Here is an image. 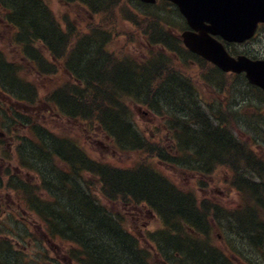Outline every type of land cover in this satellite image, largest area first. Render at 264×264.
<instances>
[{
    "label": "rangeland",
    "instance_id": "rangeland-1",
    "mask_svg": "<svg viewBox=\"0 0 264 264\" xmlns=\"http://www.w3.org/2000/svg\"><path fill=\"white\" fill-rule=\"evenodd\" d=\"M93 5L96 6L99 13L103 14L106 19H108V24L110 22L116 21L115 25H107L103 26L100 25L97 27L98 31H95L94 34L91 36L94 38V40L88 39L87 42V51L86 54L82 56L81 59H83V62H86L87 60H97L99 62L98 67L102 68V70H109L113 66L117 64V60L115 58L122 57L123 53H121L120 50H128L131 57H134L136 59H140L141 57L145 56V49L148 45L146 41V37L141 33V31L137 28V26L130 21L123 20V19H129L134 17V11H140L141 7L138 2L135 0H131V3L129 6L126 7H120L116 10L112 11V13H107L105 9H107V2H116V1H123V0H91ZM128 1V0H124ZM32 0H7V3L11 5L15 13L17 14V11H20L18 17V21L21 20L22 24V31L26 33V25L28 23V18H36V11L34 4L32 3ZM47 4L55 13L56 17L59 18L64 13H66L67 19L72 26V30L75 32H83V30H86L84 26L88 23V16H86L83 8L80 7L77 4H66L64 0H46ZM44 3V2H43ZM126 3V2H125ZM82 8V9H81ZM153 8V7H152ZM145 10V16L142 21V28L150 34L155 40H164V24L166 23L169 25V27H166L169 31L172 30L173 24L178 25L180 22H182V18L178 15H175L172 12H160L161 17H150L147 18L146 14H148L149 8H143ZM154 10H158L156 8H153ZM152 13V12H151ZM22 14V15H21ZM52 20V19H51ZM138 20V18H137ZM142 20V18H141ZM61 21V20H60ZM20 23V22H19ZM62 25L65 26L64 21H61ZM38 26H41L39 24ZM32 29V26H31ZM53 29L56 31V35L61 36L59 32H62L56 29L55 26H53ZM8 27L6 25L0 26V48H2L5 56H7L9 59L15 60L18 59L17 56H19V53L17 52V48L12 45V43L9 42L7 39L8 35ZM139 30V33L138 31ZM89 32V31H88ZM87 32V34H88ZM99 34V35H98ZM69 40L73 41V35L69 34L67 36ZM104 37H107L106 39ZM96 40V41H95ZM103 40L108 41V45L104 48L101 46V43ZM126 40H130L127 42ZM264 41V40H263ZM74 42V41H73ZM96 42V43H95ZM28 45L31 46V42H28ZM129 45V46H127ZM170 46H173L174 44L169 42ZM101 46V47H100ZM111 46V47H109ZM69 52L72 51V44L69 42ZM120 49V50H119ZM89 50H93L94 53L89 52ZM157 50V49H156ZM257 51V49H256ZM259 53L264 52V43L258 48ZM46 56L50 58V55L45 53ZM113 55H115L113 58ZM124 60L126 57H122ZM164 59V60H163ZM161 61H159V64L161 66V74L156 71L153 68H147L145 71L142 69L136 68V77H144L146 82L142 84V86H145L143 89H141L139 86H136L131 90V92H127V90H124L122 88H113L108 82L105 81L104 77L101 78L103 82H98V80L93 81V75L90 74L85 70V78H87L88 82L92 85H90L91 94L89 95H81L84 98H81L80 100L86 103L87 105L91 106L95 111L101 110L103 107L106 109L110 108H119L121 110V113L117 114L120 115L119 119V126H122L120 129L122 138L124 140H132L133 142H137L138 145H143L142 138L149 143L145 138L150 140L160 139L164 138L163 134V127L162 123L159 119H157L155 116H153L150 112H145L146 108L144 106L136 105L135 102H129L130 106L132 107V112L127 113L125 107L123 106V103L126 102L128 99H133L137 103L147 102L149 104L153 102V104L158 107L159 111L162 113L172 114L173 117H176L181 122H184V124L189 128L193 127V120L199 121L200 123L206 122L207 118L210 119V122L213 121L214 117H218V115H222L226 117V119L229 121L227 127L231 125H236V127L243 128V130H240L244 133V135H252L253 137H257L256 133L258 132L259 138H263L264 140V134L263 136L259 133V131H264V126L262 128H256L258 125L257 119L254 117V113L250 114L248 111H246L247 115H245L243 110V104L244 102L251 103V101H254V103L257 106H259V99L261 96L256 95L254 93L249 92L246 89V84L241 81L239 78H232L229 75H224L220 73V80L218 83L225 84L224 89L228 91L231 97V101L227 108L225 110H221L220 114L217 113V109H219L218 106L214 105V107H204L202 102H197L195 100V97H190V94L193 93L192 89L188 87V85L182 81L178 76L177 73H175L170 66L168 65L171 60H168L166 58H163ZM105 60V61H103ZM0 68L3 70L2 65H0ZM185 68V67H184ZM80 71L82 67L79 68ZM186 69V68H185ZM6 74H9L8 72H5ZM24 77L27 80H33V77L24 74ZM59 74H57L54 78L51 77L52 81H55L59 78ZM44 80H47L46 77L37 78V87H44ZM167 81H170L169 84ZM168 84L166 85L165 84ZM183 83L184 85L181 88H172L173 83ZM164 83V84H163ZM13 86H17L14 83H12ZM22 85V84H21ZM114 85V84H113ZM23 86V85H22ZM198 90L201 94L202 90V84H198ZM15 90H20V88H15ZM42 91L40 90V93ZM42 94V93H41ZM40 94V95H41ZM43 96L39 97L37 101L34 102L36 107L25 109L22 107V104L27 105V103H21L18 101H14L13 98L4 97L0 95V99L6 100L5 107L1 108L5 113L2 118L0 116V119H4L5 117L11 116V120L14 123L13 130L8 131V138H4L3 144H0V153L4 154L6 163L4 165L11 166L12 168H15V166L18 163V158H16L17 155H14L13 147L16 141L24 135H27V131H23V129L20 127V124L17 122L19 119H21V115H26L27 117L32 120V122H37V120H45L48 127L55 128L56 131L59 132V129L57 128L59 126L61 132L64 135H69L72 138H75L78 140V143L85 149L84 151L90 158H97L100 160L110 161V162H117V161H123L124 163L127 162L128 157L127 155H123L122 157H116V151L114 147L106 140V138L100 134L97 130L93 132H86L83 128V125L81 123L77 122H68L62 118H60L57 114L52 113L47 115L46 113H42L39 110V106L44 101ZM154 100L151 102V100ZM251 100V101H250ZM45 102V101H44ZM91 103V105H90ZM240 104H242L240 106ZM153 105V106H154ZM251 105V104H250ZM264 106V104H262ZM20 106V107H17ZM75 106V104H74ZM73 106V107H74ZM152 106V107H153ZM225 106V107H226ZM0 109V110H1ZM30 110V112H29ZM80 110H84L83 107L80 108ZM79 110V111H80ZM15 112V114H14ZM94 111H91L90 113L93 114ZM198 115V117H197ZM13 116V117H12ZM171 116V115H168ZM252 116V118L250 117ZM105 120L109 119L110 117H107L106 114H104ZM176 119V121H178ZM16 120V121H15ZM179 121V122H180ZM243 125V126H242ZM116 124L114 128H116ZM179 127L183 129V132L186 135L185 139H182L183 146H184V155L187 158L186 160L189 163L184 164L182 167H174V168H164V173L171 178H173V181L181 188L185 189L190 188L194 191L195 194H197V197H209L212 201H218V205L220 203L229 206V204H235L237 201V197L230 185L227 182V177L229 175V172H235L236 177L240 178L245 182V184L248 186V190H251L250 182L248 180V176L250 173L253 174L254 172L257 173L258 180H261L260 175L264 177V170L259 168V164L264 165V149L262 150V145L259 147H256L254 145H247L245 148V154L242 155H234V149L233 152L230 154L229 148L231 146H236L234 141L229 138L226 142H221L224 138L226 131H222L223 139H219L220 135L216 133V131H211L207 127L205 129L202 125L196 130V132L192 129L187 130L184 126L179 124ZM4 126L0 122V132L6 133V130H4ZM200 129V130H199ZM136 130L141 134H136ZM26 133V134H25ZM187 133V134H186ZM205 134V135H203ZM75 136V137H74ZM199 137V142L203 143L199 145L197 143V138ZM31 133L29 134V139H31ZM203 140L204 142L200 141ZM104 142L109 144V148L103 144ZM166 142H170L168 139ZM222 143V145H220ZM238 145V141H236ZM264 143V142H263ZM262 143V144H263ZM17 145V144H16ZM15 145V146H16ZM12 146V148H11ZM264 147V146H263ZM189 149H192L193 151H199L202 154H199V156H205L203 159H197L199 158L198 155H189L192 151H187ZM17 154V153H16ZM194 163H202L206 164L207 170L211 173L208 177L209 179V186H213L216 190L208 191L205 190L204 192L201 188H198L195 183V179H192L193 174L189 173L184 170H190L195 169L197 167L196 164H190V162ZM224 164L225 166H214L215 164ZM120 164V163H119ZM210 164V165H209ZM87 165H90L87 163ZM37 168L45 169V167L42 164H36ZM59 167L60 169H65V163H60ZM223 167V168H221ZM18 169H21L22 171L20 173L15 172V178L18 177L20 180V177L26 180L27 177H29L28 182H38L37 178L35 177V174L26 172L23 169H26V167H18ZM230 169V170H229ZM13 171V170H11ZM54 172L57 173V170H50L49 172H46V175H48V179L50 178V174ZM34 173V170H33ZM20 175V176H19ZM240 176V177H239ZM83 178L85 179V182L87 186L89 187L88 178L83 175ZM219 180L222 185H225L229 188H231V192L229 193H221L220 188L215 186L214 180ZM231 182V180H230ZM56 183V182H55ZM258 183V182H257ZM78 184V183H77ZM77 184H75L77 186ZM144 184V183H143ZM146 185H148L146 183ZM145 185V186H146ZM5 189H8L6 187L0 188V192L3 193ZM152 191L153 188H151ZM30 193H32L34 190L30 189L28 190ZM48 192L50 194H53V191L48 189ZM4 194V193H3ZM57 194V193H56ZM193 195V194H192ZM55 196V195H54ZM194 196V195H193ZM57 199H59L60 202H57L58 204L63 203V198L59 196H55ZM196 197V196H195ZM127 199H129L127 197ZM19 204L22 208V201ZM33 207V206H32ZM173 205L170 202L168 204V207H163L169 209L170 211H175L176 208H172ZM34 208V207H33ZM136 210H122V204L117 205V211L119 212L120 216L123 218L125 227L127 228V231L131 234L132 232L136 234V236L139 238L144 233L145 230H152L162 227V222L156 218L154 219L152 217V214L150 212H146L144 209V205H140L137 207ZM7 207L4 205H0V237L3 238L4 235H7L9 239H12V237L16 240H19L21 244L19 243V246L17 248L18 251V258H16L13 255H10L7 261L10 264H61L63 263L62 260L58 259L57 252L59 251V255L63 253V251L60 250V244L59 243H51L47 241H43L41 239L40 234V225L36 222L35 216L32 214L26 213L23 209L17 207L16 204L11 205L10 210H7ZM52 209H55L54 207ZM58 211V209H55V212ZM168 211V210H167ZM77 213H82L81 211ZM83 214V213H82ZM82 214L74 215V223L76 225L78 224L77 221H79L78 217L82 216ZM183 216L190 219V215L188 213H185ZM226 217V216H225ZM192 218H195L192 216ZM221 222L224 224V221L219 217ZM227 221V219H226ZM105 224H109V221H105ZM169 223L171 226H176L178 224V221L176 218H170ZM224 231L221 233L222 235V242L220 235L218 236V240L216 241L217 245L224 246L227 244L231 251L236 253V256L238 257L237 262H241L239 264H260L264 263V253L262 252L259 256V259L257 260L255 256L253 255L249 261H246L243 259L242 254L243 249H247L246 245L238 241L235 237L232 235H229V231L227 228L223 225ZM228 223V221H227ZM68 226V224H67ZM75 226V225H74ZM75 228H79V226H75ZM108 230V227L105 228L103 231H101L100 237H103V235L107 236L106 231ZM173 230V229H172ZM216 234L218 235V230H215ZM173 236L172 238L167 241L166 245L164 246L165 252L168 253V261L170 264H190L191 260L193 259V256H196L198 258L195 260L196 264H199L200 259L202 258L204 252L206 250H202L201 246H195L198 251H195L193 246L191 248L192 252L190 251L188 253V261L185 260V258H172L174 251H170L173 245H177L182 247L183 249H188L185 244H182V241L179 239V237H174V235L179 236L181 234H178V232H175L173 230ZM85 234H87L85 232ZM90 236H94V231L92 230L90 233ZM138 234V235H137ZM215 233H213V236ZM89 238H92L90 237ZM184 237V236H183ZM137 239V238H136ZM140 239V238H139ZM100 241L103 243H106L107 248L111 249V252L113 251L115 254H112L111 252H106L107 254L112 256H116L117 260L120 261V264H131V262L128 260V255L132 256L131 251H127V248H124L122 252H119V245L114 244L113 239L111 237H108L104 241V238H100ZM14 242V240H13ZM23 242V243H22ZM27 242V243H26ZM163 242L161 239L159 241V244H161V247H163ZM180 242V243H178ZM26 243V244H25ZM119 243V242H118ZM170 243V245H169ZM24 244V245H23ZM63 244V243H62ZM224 244V245H223ZM26 245V247H25ZM65 251L66 248L68 249L70 247L73 248V246H70V243L65 242L64 244ZM124 246H129L125 245ZM130 247V246H129ZM12 249H16L15 246L12 247ZM118 249V250H117ZM253 249V248H252ZM264 251V248H262ZM248 250V249H247ZM197 252V253H196ZM252 254H254V249L252 251H248ZM117 253V255H116ZM135 253V252H134ZM191 253V254H190ZM208 255V254H207ZM5 256H2L4 258ZM0 256V264H3V259ZM210 258V257H209ZM2 259V260H1ZM191 259V260H189ZM255 259V260H252ZM218 260L220 261L219 257ZM78 262H70L69 264H77ZM155 263V262H154ZM7 264V263H4ZM64 264H67L64 262ZM191 264H194L191 263Z\"/></svg>",
    "mask_w": 264,
    "mask_h": 264
},
{
    "label": "trees",
    "instance_id": "trees-1",
    "mask_svg": "<svg viewBox=\"0 0 264 264\" xmlns=\"http://www.w3.org/2000/svg\"><path fill=\"white\" fill-rule=\"evenodd\" d=\"M44 9L45 12L41 10H37L38 12H36L39 14V16L42 15L45 23L49 24L48 28L45 26L33 25L32 30L35 31L34 33L39 34V39H41L46 45H48L51 53L54 56H60L61 59H63L64 57L61 52L64 51V48L69 47L70 42L73 49H75V46H77L76 48L81 47L82 49H84L83 55L86 54L88 45L86 42L87 38L77 37L73 39L74 42H71L69 38L64 35H62V37L56 35V31L53 29V26H55L59 32V24L58 22H56L49 9L46 8V5H44ZM19 24L21 25V22ZM108 25L116 26V21L110 22ZM59 33L61 34V32ZM29 38L30 37H28V35L25 36L26 41H30L31 39ZM104 38L106 39L107 37ZM92 40H94V38H92ZM89 52L94 53L93 50H89ZM123 55L124 57H126L125 60L122 57L115 58V55H113V58L117 60V64L109 70H102V68H99V62L97 60H87L86 62H83V60H81L78 64L79 68L82 67L80 71L79 68L74 67V64L72 62L65 60L71 73L75 76L76 80L79 81L80 84L83 83V86H71L69 85V83H66L65 89L60 91L57 90V93L48 99L51 102L56 101V107H58L70 117L89 120L93 123H96V126L101 125L102 129L111 134L116 142L119 143V141H122L123 143H127L133 149H140L138 152L146 153L147 156H152L156 159L168 160L169 157L167 155H163V152L158 147L148 149L145 148L144 145H142L141 148V145H138L136 141L133 142L132 140H124V138H122L119 129L122 128V126H119L120 115H117L121 113V110L119 108L106 109L105 107H103L101 110L95 111V109L91 107V103V106H89L80 100L84 97L81 96L80 98H78L80 96L79 94H91L89 88L93 82H91L90 84L87 78L84 77L85 70L90 74H94L92 79L93 81L98 80L99 83L103 82L101 78L104 77L105 81L108 82L113 88H122L124 90H127V92L129 93L136 86H139L141 89L147 86H142L143 82L145 83L147 79L139 76L136 77L137 75L135 71L136 68L139 67L137 66L135 61L129 60V57L125 52ZM0 63H2L1 58ZM80 80L83 82H81ZM183 85V83L179 82L173 83L172 88L175 87L176 89H179ZM68 89H71L72 91H68ZM152 101L154 100L152 99L151 102ZM143 103L151 107L154 105L153 102H149V104L147 102ZM81 107H83L84 110H80ZM152 108L158 110V107H156L155 105ZM91 111H94L93 114L90 113ZM104 114H106V116L110 118L105 120ZM172 118L176 122V125L174 126L176 129H178L179 134H177V136H179L181 140L185 139L186 135L183 132V129L179 127V124L187 128L188 131L189 129H192L196 132L197 128H188L184 124V122H181L176 117ZM176 119L178 121H176ZM115 124L117 126L116 128H114ZM42 132L43 131L40 132V135L42 134ZM224 135V139L222 138L223 134L220 135L219 139H223L221 142H226L229 140V138L227 137L229 136V134L226 133ZM39 137L41 141L43 140V142L38 146L27 142V147L29 150L34 151V156H41L43 159L48 160V156L51 155L52 152H54L65 163L71 165L70 169L72 172L71 174L62 173L60 175L62 184H66L64 191L65 194L64 196H62L63 203H60L56 207H54L55 209H58V211L55 212V209H52L53 207L50 205H48L49 208L41 206V210L44 214L51 218V224L55 234H60L64 236L67 241L81 246V254L83 256L82 264H120V261L117 260V257L112 256V254L115 253L113 251L111 252V249L109 251L106 243L100 241V238H104L105 241L106 239H108V237H111L113 239L114 244L117 243V245H119L121 243L118 248V253L125 254V252H122L124 248H127V251H131L133 253L132 256L126 254L131 264H153L152 255L148 251H146V248L139 244L138 239H136L126 230V228L123 226L122 220L118 216H115V219H119V222L115 223L112 216L105 212L103 206H100V204H97L95 202L94 196H91L87 191L83 189L84 178L82 174H80V172L83 170L91 172L98 178L102 186L100 192L102 193V196L108 201L118 202L119 200H125V197L127 196L130 201L146 203L152 209L158 212V214L165 222L166 229L160 230L155 234H149V238L155 243L156 247L160 249V251L162 252L161 255L163 257H166V254H168L167 252H165L164 246L166 245V240L169 241L172 238L173 230L175 232H178V234H180L181 232L179 236L174 235V237H179V239L182 241V244H185L188 249L186 250L180 246L173 245L171 246L172 248L169 249L170 251H174L173 249H177L187 254L190 251L192 252V249L195 246H193V248H191L190 245L187 246V241L190 242V244L192 242L194 243V245L201 246V249L206 250L208 256L213 261L218 262V257H222V252L210 245L209 241H201L200 239L198 240L193 236H190L187 239L183 237L184 234L182 232H187V229L193 231H199L200 229H202L204 232H207V228L210 227V225L206 224L205 212L199 209V205L196 204V201L193 200L190 195L186 194V192L180 191L177 186L173 184V182H171V180H169L165 175L155 171L151 166L143 164V162H140L139 164L126 169L117 166L113 167L104 165L96 162L94 164L93 162L87 160L81 149H79L75 143L71 142L68 139H52L50 137L43 136ZM200 141L204 142L202 139ZM197 143L199 145L203 144L199 142V137L197 138ZM51 145H58V148H52ZM220 145H222V143H220ZM89 162L90 165H87V163L89 164ZM146 183L148 185H146ZM75 184H77V186ZM260 184L263 185V183ZM151 188H153L154 191H152ZM254 189L255 186L251 188L252 191H254ZM170 202L173 205L172 208H176V212L170 211L169 209H167V211L166 208H163L168 207V204ZM256 202L257 204L254 206L255 208L253 209V213L255 217L261 219L264 217V197L262 199H256ZM79 211H81L83 214L77 213ZM185 213H188L190 215V219L183 216ZM79 214H82V216L78 217L79 221H77L78 224L76 225V223H74L73 221L75 217L74 215L77 216ZM192 216H202L204 219V224H199L196 220V217L192 218ZM251 216L255 218L253 215ZM171 217L176 218V220L178 221V224L175 227L171 226L169 223ZM105 221H109L110 223L105 224ZM74 225L79 226V228L76 229ZM110 226H112V229H108L106 231L107 236L103 235V237H100L102 236L101 231ZM92 230L94 231L93 237L89 234ZM229 231L232 232V236L234 237L236 229L234 228V226H232V224L229 227ZM85 232L87 234H85ZM263 234L260 238V242H254L252 238L251 241L253 242H251L250 240H243L240 242L246 245L247 249L252 246H257V244H261L262 246V244H264V239L262 240L263 242L261 241V239L264 237ZM89 236L92 238H89ZM160 239L164 241L163 247H161V244H159ZM124 244L129 245L130 247L124 246ZM194 250L198 251L196 247L194 248ZM108 251L112 254H107L106 252ZM184 257L185 255H182V258ZM187 257H189V255H187ZM245 258L248 259L247 257ZM201 264H204V262L202 261Z\"/></svg>",
    "mask_w": 264,
    "mask_h": 264
},
{
    "label": "bare ground",
    "instance_id": "bare-ground-1",
    "mask_svg": "<svg viewBox=\"0 0 264 264\" xmlns=\"http://www.w3.org/2000/svg\"><path fill=\"white\" fill-rule=\"evenodd\" d=\"M33 4H34V7H35V11L37 10H41L43 12H45V9H44V3L42 0H32ZM126 2V3H125ZM131 3V0H128V1H116V2H107L106 5H107V9H105V11L107 13H112V11L116 10L117 8L119 9L120 7H126V4L127 6H129ZM46 8L48 9V6L46 5ZM143 8H149L148 9V14H146V17L147 18H150V17H161L160 15V12H167V13H170L172 11H174V9L176 8L173 4L172 5H169L167 3H165L164 5H161L160 8L156 11L154 10L151 6H146V5H142L141 9L140 10H143ZM160 11V12H159ZM38 12V11H37ZM36 12V18H28V23L26 25V33H28V37H30L29 39L32 40L31 37L33 38H40L39 34L37 33H34L35 31H33L31 29V26L33 27V25H39L41 24V26H45L48 28L49 24L45 23V21L43 20V17L42 15L39 16V14ZM152 12V13H151ZM19 13L20 11H17V14L14 13L15 15V19L18 20V17H22V16H19ZM144 16H145V12H144ZM21 22V20L19 21ZM137 23H138V26H141L142 24V20L141 18H138L137 20ZM22 24V22H21ZM46 38H49V37H46ZM75 46V45H74ZM77 46H75L74 48L75 49H72V51L69 52V48H64V51L61 52V54L63 55V57L67 60V61H70L74 64V67L76 68H79L78 64L80 63L82 56H83V53H84V49H82L81 47H78L76 48ZM60 54V55H61ZM45 66V69L48 73H52L53 72V69L50 68L48 65H44ZM178 77L182 80L184 77H182L183 75L181 73H177ZM68 91H72L71 89H68ZM190 97H194L192 94H190ZM264 122V118L261 119V121L258 123V125H262ZM208 127L214 129V130H218L217 128V125L215 124H212V123H208ZM264 137V136H263ZM236 141H238L239 143H241L240 145H238L236 143ZM262 142H264V140H262ZM235 145L236 146H230L229 148V152L230 154L233 152V149H234V155H240L241 153H243L242 155H244L245 153V148L247 145L244 144L242 141L240 140H235L234 141ZM256 147H258L259 145L258 144H254ZM264 145V144H263ZM52 148H55L57 149L58 148V145L57 146H54V145H51ZM233 148V149H231ZM202 157V156H201ZM259 168L264 170V165H260L259 164ZM245 176H248L246 178H248L249 182H250V185H253L255 184V189L254 191L252 190H248V188L246 187L245 188V193H246V196L251 199V200H248V201H251L249 203H247V207H244L242 208L239 212L240 214H244V215H233L232 216V219L230 221V223L232 224V226H234V228L236 229V233H234V237L238 240V241H243V240H247V241H251V238L254 242H260V238L262 236V234L264 233V217L259 219V218H253L251 216V213H252V208H253V205L254 203L256 202H253V200H256V199H262L264 197V186L260 183H257L259 182L258 181V176H257V173L254 172L253 174H249V175H245ZM240 177V176H239ZM245 182L247 181H243L241 178H240V184L241 186H243L245 184ZM65 184L66 183H63L62 184V181L60 179V177H58L56 179V183H54V189L57 193V195L59 196H64V191H65ZM249 185V186H250ZM257 188V189H256ZM225 215H227V213H224ZM224 215H222V212L219 213V217L222 219ZM196 217V220L199 224H204V219L202 216H195ZM114 222L115 223H118L119 222V219H114ZM236 224V225H234ZM108 229H112V226L108 227ZM264 235V234H263ZM186 239L188 238L186 235H183ZM264 239V237L261 239V241ZM251 241V242H253ZM263 242V241H262ZM186 244L187 246H198L199 245H194V243L191 242H187L186 241ZM170 245V243H169ZM195 248V247H194ZM201 248V247H200ZM254 249V254L248 252V251H252L253 252V249ZM264 248V244H257V246H252L250 247L248 250L247 249H243V254H242V257L243 259H246L245 257H247L248 259L246 260H249L251 259V257L254 255L255 258L258 260L259 259V255L261 254V252H263V249ZM175 252L173 253V257L174 258H182V255H185V260L188 261V257H187V253H183L181 252L180 250H177V249H173ZM204 250V249H202ZM204 254L202 256V258L200 259L199 261V264H201V262L203 261L204 264H235L233 261L227 259L229 258L228 256H224L223 257H219L220 261H213L209 258V256L206 254L205 251H203ZM181 254V255H180ZM117 255V253H116ZM236 256V255H235ZM234 257V256H232ZM183 259V258H182ZM198 258H196V256H193V259L191 260L190 264L194 262L195 263V260H197ZM252 260H255V259H252Z\"/></svg>",
    "mask_w": 264,
    "mask_h": 264
},
{
    "label": "flooded vegetation",
    "instance_id": "flooded-vegetation-1",
    "mask_svg": "<svg viewBox=\"0 0 264 264\" xmlns=\"http://www.w3.org/2000/svg\"><path fill=\"white\" fill-rule=\"evenodd\" d=\"M264 23H261L258 25V29L256 31V33L253 35L252 41L249 42H245L243 44L240 45H236L235 46V55H241L244 54L246 56L249 57L250 60H264V52L263 53H259L258 48L264 43ZM257 49V51H256ZM216 67L209 64V63H205L202 67V75H207L211 70H215ZM234 78H239L241 81H243L246 85V89L251 92L256 94L257 96L261 94L260 97V103L259 106H257L256 104L258 103H254V101H251V103H248L247 101L244 102L243 104V110L244 113H246V111H248L249 113L253 114L257 117L256 119H262L264 118V106L262 104H264V92L256 85L251 84L247 81L246 77H245V73L240 72L237 74L232 75ZM212 88V87H209ZM212 90V89H211ZM201 102L203 103L204 107H214V105H218V97L217 96H206V97H201ZM227 102H222L221 104H226ZM251 104V105H250ZM242 104H240L241 106ZM219 107V106H218ZM222 108L219 107V109H217V113L220 114ZM210 122V119L207 118V127H208V123ZM213 124L217 125V127H221L222 125H224V116L222 115H218V117H214L213 118ZM211 123V122H210ZM210 128V127H208ZM1 136H3V134H1ZM6 163V161L2 158H0V170H3L2 166H4V164ZM13 170L15 172H18L17 167L15 166V168H13ZM14 172V174H15ZM10 175H0V183L3 182H7V180L9 179ZM1 186V185H0ZM15 200L14 197L11 196L10 194H8L7 191L3 193L0 192V205H4L7 207V210H10V205L14 204ZM41 230V228H40ZM41 234V239L43 241H47L48 240V236L43 232L40 231ZM14 238L12 237V239H9L7 237V235H4L3 238L0 237V247L4 246L5 248L2 249L0 248V256L2 258V256H5L4 258H2L5 263L10 264L7 259L9 258L10 255L15 256L16 258H18V249L17 248L19 246V243L14 241ZM27 243V242H26ZM25 243V244H26ZM24 245V244H23ZM16 249H12V247H14ZM26 247V245H25ZM3 252V253H2ZM1 259V260H2Z\"/></svg>",
    "mask_w": 264,
    "mask_h": 264
},
{
    "label": "water",
    "instance_id": "water-1",
    "mask_svg": "<svg viewBox=\"0 0 264 264\" xmlns=\"http://www.w3.org/2000/svg\"><path fill=\"white\" fill-rule=\"evenodd\" d=\"M150 1V0H144ZM176 3L181 12L192 23L193 18L202 15L204 12L213 11L216 7L223 10L226 17L235 18L242 16L241 30L245 33L253 31L257 21H264V0H171ZM237 9V10H236ZM239 11V12H238ZM231 24L235 26V22ZM243 33L236 38L241 40L245 37ZM237 37V36H236ZM187 43V35H184ZM235 39V38H233ZM213 59V58H210ZM257 74V73H256ZM253 80L264 87V74L253 76Z\"/></svg>",
    "mask_w": 264,
    "mask_h": 264
}]
</instances>
